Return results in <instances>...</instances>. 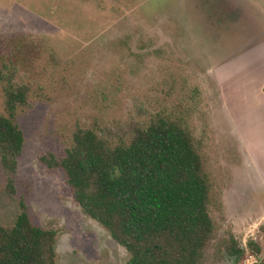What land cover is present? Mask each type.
<instances>
[{
  "label": "rangeland",
  "instance_id": "374dc122",
  "mask_svg": "<svg viewBox=\"0 0 264 264\" xmlns=\"http://www.w3.org/2000/svg\"><path fill=\"white\" fill-rule=\"evenodd\" d=\"M0 53L30 88L15 194L0 166L1 225L24 201L35 226L56 231L57 264H126L39 158L63 154L78 128L185 111L212 183L206 264H264V0H0ZM232 238L237 262L223 251Z\"/></svg>",
  "mask_w": 264,
  "mask_h": 264
},
{
  "label": "trees",
  "instance_id": "16d2710c",
  "mask_svg": "<svg viewBox=\"0 0 264 264\" xmlns=\"http://www.w3.org/2000/svg\"><path fill=\"white\" fill-rule=\"evenodd\" d=\"M8 55L0 53V166L15 194L12 176L25 143L17 114L29 106L30 88L17 83ZM39 161L64 174L83 212L127 251L126 264L207 263L216 233L212 183L187 112L159 113L118 131L78 128L63 154ZM20 208L12 225L0 224V264H57L56 231L35 226L24 201ZM248 246L255 255L262 251L252 240ZM223 251L235 262L244 254L233 238Z\"/></svg>",
  "mask_w": 264,
  "mask_h": 264
}]
</instances>
